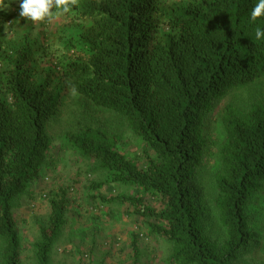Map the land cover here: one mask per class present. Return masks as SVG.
<instances>
[{
    "label": "trees",
    "instance_id": "obj_1",
    "mask_svg": "<svg viewBox=\"0 0 264 264\" xmlns=\"http://www.w3.org/2000/svg\"><path fill=\"white\" fill-rule=\"evenodd\" d=\"M257 2L79 0L64 15L80 26L86 60L58 62L44 78L31 80L35 50L26 44L15 50L0 72V264L21 263L13 201L41 166L53 164L46 124L73 88L90 105L123 119L153 151L142 168L100 127L80 126L67 136L69 146L112 181L159 197V208L138 197L120 199L139 205L150 230L170 243L168 261L233 263L253 239L248 204L264 187V96L246 109L223 110L211 195L203 200L192 188L203 165L204 119L214 102L264 77V39L255 37L264 16L251 20ZM51 207L50 224L34 244V264H50L64 223L63 205ZM207 209L222 228L219 242L206 233ZM132 249L136 255L134 241Z\"/></svg>",
    "mask_w": 264,
    "mask_h": 264
},
{
    "label": "rangeland",
    "instance_id": "obj_2",
    "mask_svg": "<svg viewBox=\"0 0 264 264\" xmlns=\"http://www.w3.org/2000/svg\"><path fill=\"white\" fill-rule=\"evenodd\" d=\"M19 3L20 0H3L0 7V72L15 50L25 44L35 50L28 71L31 80L44 78L58 62L87 59V51L78 41V23L69 22L63 14L43 26L28 19L21 26ZM262 96L264 77L247 87L230 90L214 102L204 119L203 165L192 188L203 200L211 195V177L218 169L223 110L226 107L246 109ZM80 126L100 127L113 133L118 150L142 168L147 165V157L154 156L123 119L90 105L68 90L58 113L46 124L50 138L48 153L53 164L41 166L37 178L29 181L13 201L20 238V264L35 263L34 244L40 239L41 230L50 224L52 202L63 205L64 223L51 247L50 264H93L96 257L100 259L96 264H173L168 261L170 243L150 230V219L141 215V207L120 199L138 197L146 205L159 208V197L143 192L135 185L112 181L108 172L97 169L93 161L76 153L67 143V136ZM98 183L104 184L95 187ZM248 213L253 239L232 264H264V187L252 197ZM203 222L211 240L219 242L223 239L222 228L210 209ZM133 241L137 247L136 255L132 249ZM2 245L0 240V251Z\"/></svg>",
    "mask_w": 264,
    "mask_h": 264
},
{
    "label": "clouds",
    "instance_id": "obj_3",
    "mask_svg": "<svg viewBox=\"0 0 264 264\" xmlns=\"http://www.w3.org/2000/svg\"><path fill=\"white\" fill-rule=\"evenodd\" d=\"M3 0H0V7ZM79 6V0H20L19 16L31 20L33 23L51 22L60 15L70 13L74 7ZM55 10V11H54ZM264 16V0H258L251 11V20ZM257 40L264 39V28L255 30ZM75 94V88H73Z\"/></svg>",
    "mask_w": 264,
    "mask_h": 264
},
{
    "label": "crops",
    "instance_id": "obj_4",
    "mask_svg": "<svg viewBox=\"0 0 264 264\" xmlns=\"http://www.w3.org/2000/svg\"><path fill=\"white\" fill-rule=\"evenodd\" d=\"M99 248V247H98ZM100 254V253H99ZM96 256H98V255H96ZM97 259H94L95 261H94V263L93 264H96V263H99L100 262V259L98 258V257H96Z\"/></svg>",
    "mask_w": 264,
    "mask_h": 264
}]
</instances>
